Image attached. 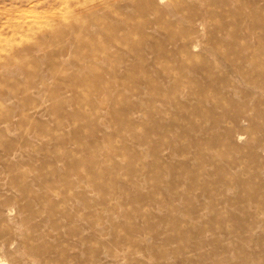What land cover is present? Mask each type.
Returning <instances> with one entry per match:
<instances>
[{"label": "rangeland", "instance_id": "1", "mask_svg": "<svg viewBox=\"0 0 264 264\" xmlns=\"http://www.w3.org/2000/svg\"><path fill=\"white\" fill-rule=\"evenodd\" d=\"M146 1L0 0V264H264V11Z\"/></svg>", "mask_w": 264, "mask_h": 264}, {"label": "bare ground", "instance_id": "2", "mask_svg": "<svg viewBox=\"0 0 264 264\" xmlns=\"http://www.w3.org/2000/svg\"><path fill=\"white\" fill-rule=\"evenodd\" d=\"M247 2L248 3L246 5L243 4V5H245L244 11L246 12V14H248V15L256 14L258 16V14H260L259 12L264 11V0H247ZM146 3H147L149 8H154V10L158 9V6L160 3L163 5L162 7L166 8V9L171 8L174 5L172 2L170 3L168 0H147ZM130 7H132V6H130ZM149 13L151 14V11ZM175 14H177V13L175 12L172 15H175ZM152 15H153V13H152ZM248 18H250V16H248ZM240 19L242 22V18H240ZM203 20H205V19H203ZM203 20L202 21L199 20V22L197 24H196L197 21L195 22L196 28L194 30L196 32L202 31L203 27H205V25H204L205 23L203 22ZM246 27H250L251 29H254L256 27V30L259 28L262 29V32H261V30H259V32L255 35L249 33V37L251 38L250 42H252V39H253L254 42H256V43H251V44L247 45L246 48L242 52L236 54V56H235L236 58L231 57V58H227V59L223 60V62L225 64H227L228 67H230V71L233 74V76L236 77L235 80H233V79L229 80L225 84L227 86V87H225V89L227 90L225 95L233 94V93L235 94L236 92L238 93V91H240L242 89L241 85L243 87H246V90L247 89L249 90V91L245 92V95L248 96L246 99H248V100H247L246 104L243 106V108H242L243 110H238L234 115V120L241 121L243 123L241 125H244V124L247 125L248 123L252 122L253 116H252L251 110H253V103L257 102L256 97L258 95H261L264 93V15L260 14V17L258 16L255 20L247 19ZM251 29H249V31H251ZM204 30H205V28H204ZM69 33H72V32H69ZM244 33H245V31H244ZM201 34L202 33H200V35ZM193 36H195V34ZM195 38L193 40H195ZM197 40H199V39H197ZM177 42H175V44ZM176 45H178V43ZM187 45L189 46V43ZM190 46L193 50L194 49L198 50L197 49V47L199 46L198 41L195 40V41L191 42ZM203 50H205V49H203ZM209 51L211 53H214L211 50H209ZM190 52L191 51L184 53V57L186 59L189 58ZM250 66L252 67V71L244 70V69H246V67H250ZM194 69H195V67H194ZM211 73L213 74V72H211ZM208 77H211V75L209 73H208ZM235 95H237V94H235ZM258 98H260V97H258ZM262 114H264V113L259 112L260 116H262ZM239 134L240 133H238V135ZM238 135L236 137L237 138L236 140L241 139L240 138L241 134L239 136Z\"/></svg>", "mask_w": 264, "mask_h": 264}]
</instances>
